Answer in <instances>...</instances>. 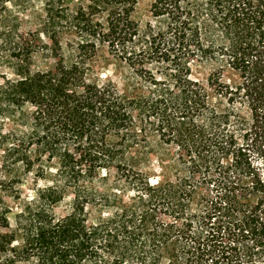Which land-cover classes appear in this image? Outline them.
I'll return each instance as SVG.
<instances>
[{"label": "trees", "instance_id": "1", "mask_svg": "<svg viewBox=\"0 0 264 264\" xmlns=\"http://www.w3.org/2000/svg\"><path fill=\"white\" fill-rule=\"evenodd\" d=\"M87 2L62 0L56 64L33 72L43 47L0 0L5 158L50 184L15 215L0 203V264H264V0H154L144 26L138 0ZM100 46L123 88L95 75ZM154 145L175 149L156 183Z\"/></svg>", "mask_w": 264, "mask_h": 264}, {"label": "rangeland", "instance_id": "2", "mask_svg": "<svg viewBox=\"0 0 264 264\" xmlns=\"http://www.w3.org/2000/svg\"><path fill=\"white\" fill-rule=\"evenodd\" d=\"M6 4L8 15L15 20L20 27V33L23 37L29 34L30 39H34L37 46H42L33 57L32 71L37 72L52 68L56 64L54 56V44L51 37L55 36L62 43V0H3ZM88 0H64V11L75 13L78 9L85 7ZM154 0H138V5L134 13V20L144 26L148 22H153L151 16V5ZM32 37V38H31ZM72 36L66 35L64 43H69ZM66 59L69 58L67 52H63ZM62 54V51H61ZM94 73L102 81H113L118 88H123V79L127 76L125 69L119 60L112 56L105 46L98 48L97 55L92 62ZM15 62L11 59H4L0 68V83L4 78L15 77ZM197 78L206 80L212 72V68L206 65L194 64ZM27 112L31 111L30 106L25 108ZM12 110L3 108L0 112V203L8 205L12 211L17 213L21 207L27 203H32L36 198L39 189H45L50 184L36 174V171H25L23 167L11 158H5L4 147L5 138L16 129V116L10 118ZM157 140V139H156ZM172 151L162 149L154 145V154L151 156L149 169L147 173L156 181H159L162 159L164 157L174 159ZM256 165L264 173V157L257 154L255 157ZM5 165V166H4ZM49 168V173L55 171ZM19 197V198H18ZM57 218H63L70 214V200L65 201L53 208ZM13 227H15L14 216H9Z\"/></svg>", "mask_w": 264, "mask_h": 264}]
</instances>
